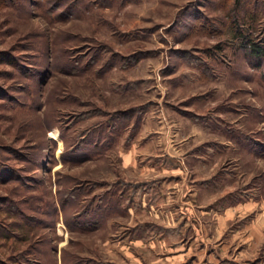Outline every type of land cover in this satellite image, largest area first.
Wrapping results in <instances>:
<instances>
[{"label": "rangeland", "instance_id": "374dc122", "mask_svg": "<svg viewBox=\"0 0 264 264\" xmlns=\"http://www.w3.org/2000/svg\"><path fill=\"white\" fill-rule=\"evenodd\" d=\"M263 22L264 0H0V264H264Z\"/></svg>", "mask_w": 264, "mask_h": 264}, {"label": "crops", "instance_id": "0c3cea01", "mask_svg": "<svg viewBox=\"0 0 264 264\" xmlns=\"http://www.w3.org/2000/svg\"><path fill=\"white\" fill-rule=\"evenodd\" d=\"M227 217H230V216H227V214H222L220 216V220H219V223L218 224L221 225V226H223L224 221H227ZM246 226H248V224ZM249 229H250V231H249L248 235L243 239V241L249 242L248 245H254L255 242H257L258 236H259V227H258V224L257 223L256 224L255 223H252L249 226ZM252 234H253V236H251ZM207 261L208 262H206L205 264H228L229 263V262H227V260H221V259H217V258H214V259L208 258Z\"/></svg>", "mask_w": 264, "mask_h": 264}, {"label": "trees", "instance_id": "16d2710c", "mask_svg": "<svg viewBox=\"0 0 264 264\" xmlns=\"http://www.w3.org/2000/svg\"><path fill=\"white\" fill-rule=\"evenodd\" d=\"M261 33L264 35V22L262 25ZM248 47L250 52H252L255 56L262 57L264 55V40L263 42H248Z\"/></svg>", "mask_w": 264, "mask_h": 264}]
</instances>
